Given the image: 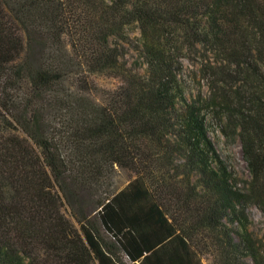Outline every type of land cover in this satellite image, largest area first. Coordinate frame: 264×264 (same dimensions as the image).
<instances>
[{
    "label": "trees",
    "instance_id": "16d2710c",
    "mask_svg": "<svg viewBox=\"0 0 264 264\" xmlns=\"http://www.w3.org/2000/svg\"><path fill=\"white\" fill-rule=\"evenodd\" d=\"M248 203L264 212V0H0V264H264Z\"/></svg>",
    "mask_w": 264,
    "mask_h": 264
},
{
    "label": "rangeland",
    "instance_id": "374dc122",
    "mask_svg": "<svg viewBox=\"0 0 264 264\" xmlns=\"http://www.w3.org/2000/svg\"><path fill=\"white\" fill-rule=\"evenodd\" d=\"M129 35L132 38L137 37L139 35L138 29L131 27L129 29ZM187 55L188 56L182 58V62L186 77L191 83L193 93L201 91L203 95H208L209 86L207 81L202 78L200 71L201 57L198 54L190 52L187 53ZM124 61L129 66H134V63L138 61L137 52L133 47L128 46ZM140 70L143 71V68H140ZM94 80L98 87L104 89L114 88L118 84L116 78L104 75H95ZM211 136L227 165L234 170L236 177L239 180V185L241 187L246 186L250 179V172L243 158L239 138L237 136L226 137L217 128L211 132ZM131 178L132 174L129 171L117 167L110 178V188L114 190L120 189L124 187ZM245 209L249 219L247 230L251 232L254 237L264 240V212L257 208L253 203H248L245 206ZM204 264H208V261L204 260Z\"/></svg>",
    "mask_w": 264,
    "mask_h": 264
}]
</instances>
